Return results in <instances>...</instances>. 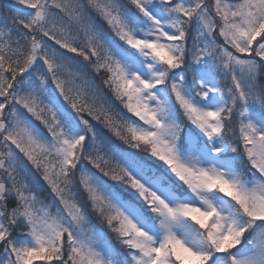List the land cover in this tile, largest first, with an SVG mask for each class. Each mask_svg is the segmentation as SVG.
I'll return each instance as SVG.
<instances>
[{
	"label": "snow or ice",
	"instance_id": "obj_1",
	"mask_svg": "<svg viewBox=\"0 0 264 264\" xmlns=\"http://www.w3.org/2000/svg\"><path fill=\"white\" fill-rule=\"evenodd\" d=\"M0 264H264V0L0 6Z\"/></svg>",
	"mask_w": 264,
	"mask_h": 264
},
{
	"label": "trees",
	"instance_id": "obj_2",
	"mask_svg": "<svg viewBox=\"0 0 264 264\" xmlns=\"http://www.w3.org/2000/svg\"><path fill=\"white\" fill-rule=\"evenodd\" d=\"M10 0H0V6H3L6 3H9Z\"/></svg>",
	"mask_w": 264,
	"mask_h": 264
}]
</instances>
